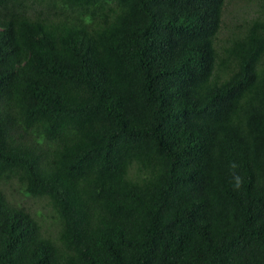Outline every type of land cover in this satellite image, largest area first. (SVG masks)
Returning a JSON list of instances; mask_svg holds the SVG:
<instances>
[{
    "label": "trees",
    "instance_id": "trees-1",
    "mask_svg": "<svg viewBox=\"0 0 264 264\" xmlns=\"http://www.w3.org/2000/svg\"><path fill=\"white\" fill-rule=\"evenodd\" d=\"M246 1L220 43L229 0H0V264H264ZM5 186L46 198L55 232Z\"/></svg>",
    "mask_w": 264,
    "mask_h": 264
},
{
    "label": "rangeland",
    "instance_id": "rangeland-1",
    "mask_svg": "<svg viewBox=\"0 0 264 264\" xmlns=\"http://www.w3.org/2000/svg\"><path fill=\"white\" fill-rule=\"evenodd\" d=\"M245 4L250 5V2L246 0H229L228 7L224 10L223 14V25L219 35L220 43L228 37L234 21L240 23L243 17L249 18L253 14ZM4 193L15 204L27 209L34 216L35 220L43 226L45 231L55 232L57 219L46 198L26 196L20 190L16 191L15 188L8 186L4 187Z\"/></svg>",
    "mask_w": 264,
    "mask_h": 264
},
{
    "label": "clouds",
    "instance_id": "clouds-1",
    "mask_svg": "<svg viewBox=\"0 0 264 264\" xmlns=\"http://www.w3.org/2000/svg\"><path fill=\"white\" fill-rule=\"evenodd\" d=\"M231 168L233 169V188L239 189L243 183V178L235 172V169L238 168V165L235 162H232Z\"/></svg>",
    "mask_w": 264,
    "mask_h": 264
}]
</instances>
